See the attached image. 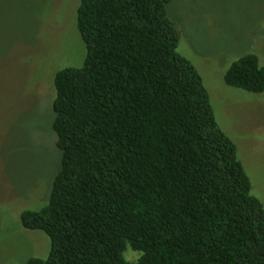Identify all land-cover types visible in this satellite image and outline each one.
Masks as SVG:
<instances>
[{
	"label": "trees",
	"instance_id": "16d2710c",
	"mask_svg": "<svg viewBox=\"0 0 264 264\" xmlns=\"http://www.w3.org/2000/svg\"><path fill=\"white\" fill-rule=\"evenodd\" d=\"M170 2L79 0L84 61L53 78L60 168L46 205L20 216L49 251L25 264H264L263 204L177 53ZM223 82L264 94V65L246 54Z\"/></svg>",
	"mask_w": 264,
	"mask_h": 264
},
{
	"label": "rangeland",
	"instance_id": "374dc122",
	"mask_svg": "<svg viewBox=\"0 0 264 264\" xmlns=\"http://www.w3.org/2000/svg\"><path fill=\"white\" fill-rule=\"evenodd\" d=\"M79 0H0V264L45 259L49 240L26 231L22 212L46 205L61 154L51 130L53 78L79 68L85 49L76 26ZM177 53L202 78L220 129L231 138L264 207V94L230 88L223 75L254 54L264 65V0H171ZM140 253L129 248V262Z\"/></svg>",
	"mask_w": 264,
	"mask_h": 264
}]
</instances>
